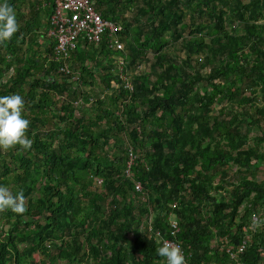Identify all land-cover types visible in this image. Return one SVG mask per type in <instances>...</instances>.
<instances>
[{"label": "trees", "instance_id": "trees-1", "mask_svg": "<svg viewBox=\"0 0 264 264\" xmlns=\"http://www.w3.org/2000/svg\"><path fill=\"white\" fill-rule=\"evenodd\" d=\"M7 2L19 29L0 42V95L24 98L33 143L0 150V184L27 204L0 209V264H166L155 232L170 236V214L192 261L227 264L246 237L241 259L264 264V224L250 227L264 216L251 176L264 165V0H92L127 51L85 42L72 74L44 33L53 0ZM177 43L182 59L166 51ZM149 53L126 87L115 60L126 72ZM124 139L139 152L131 176Z\"/></svg>", "mask_w": 264, "mask_h": 264}, {"label": "built area", "instance_id": "built-area-1", "mask_svg": "<svg viewBox=\"0 0 264 264\" xmlns=\"http://www.w3.org/2000/svg\"><path fill=\"white\" fill-rule=\"evenodd\" d=\"M122 25L114 20L103 17L102 13L95 7L92 0H53V11L49 16V26L46 35L55 38L54 58L63 59L61 70L66 74H72L71 61L79 49V45L85 42L88 44L100 45L104 42L110 49L124 50L125 43L122 42ZM122 39V40H121ZM117 69L121 77H123L124 60L121 58L116 60ZM92 65V64H90ZM72 79H77V75L73 74ZM127 87L132 88V84L126 82V77L123 78ZM128 159L125 174L132 175V167L137 157L135 150L128 148ZM102 180H98L100 184ZM135 189L138 192L142 191L140 182L135 183ZM169 215V237H162L159 231L155 232L157 241L163 242L167 240L173 244H178L182 247L186 255V264H198L192 261V252L187 253L182 242L177 235L180 232L179 221ZM264 220V217L262 218ZM257 220H255L256 222ZM253 223V222H252ZM147 226L152 230V219L149 218ZM252 227V224L250 226ZM244 230L246 228L244 227ZM228 241V240H227ZM247 247V238L244 237L235 249L228 247L226 250L229 253V264H248L241 259V254L245 252ZM227 263V264H228ZM217 264V263H211Z\"/></svg>", "mask_w": 264, "mask_h": 264}, {"label": "clouds", "instance_id": "clouds-1", "mask_svg": "<svg viewBox=\"0 0 264 264\" xmlns=\"http://www.w3.org/2000/svg\"><path fill=\"white\" fill-rule=\"evenodd\" d=\"M18 29L19 24L13 7L9 5L7 0H0V42L12 39ZM24 106L25 100L19 93L0 95V150L12 149L17 145L24 149L31 148L33 141L26 134L30 121L24 115ZM124 146L126 148L127 166L128 148L135 149L127 139H124ZM136 155L134 165L139 154ZM98 180L99 178L96 180L97 183ZM0 209H8L13 213L23 214L27 209L25 195L22 191L14 192L8 186L0 184ZM147 221L146 219L144 224ZM157 243L156 251L159 256L165 259L166 264H186V255L180 245L167 240L157 241Z\"/></svg>", "mask_w": 264, "mask_h": 264}, {"label": "rangeland", "instance_id": "rangeland-1", "mask_svg": "<svg viewBox=\"0 0 264 264\" xmlns=\"http://www.w3.org/2000/svg\"><path fill=\"white\" fill-rule=\"evenodd\" d=\"M247 1V0H246ZM134 16V11L133 10H126L125 12H124V17L127 19V20H129V19H131L132 17ZM44 17V16H43ZM239 25V24H238ZM46 32H47V30H45V34H46ZM240 32H243V30L240 28ZM42 33V32H41ZM44 34V35H45ZM122 33H120V35H121ZM123 36V35H122ZM130 37V36H129ZM167 38H169V35H167ZM122 39H123V37H122ZM121 39V40H122ZM128 40H130V38H128ZM122 42L123 43H125L126 44V41L123 39L122 40ZM84 44H80L79 45V50L78 51H80V52H83V51H86V50H90L91 49V47H92V45L90 46V45H88V46H85ZM126 47H127V45L125 46V49H126ZM94 48H96L95 46H94ZM97 49H99L98 47H97ZM124 49V50H125ZM126 51H127V49H126ZM166 51H168L169 52V54H171V55H173V56H176L177 58H179V59H182V58H184V56H186V54L184 53V51L182 50V48H181V46H180V44H172V45H170V46H168L167 48H166ZM151 55H153L152 53H149V54H147V56H146V58L144 59V60H142V62L140 63V65H138V66H136V67H132V68H129V70H127L124 74H123V77L122 78H125L126 77V82H128V83H130V84H132L131 83V81L130 80H132L133 79V76L135 75V74H138V73H141V72H149L150 70H151V66H150V64H151V58H150V56ZM195 58H197L196 56H194L193 57V59H195ZM80 59L81 58H78L75 54H74V56H73V58H72V61H73V64H72V67H73V69L75 68H77L76 70L79 72V70H78V68L80 67V64H81V61H80ZM123 60H124V63H125V59L124 58H122ZM81 60H84V57L81 59ZM120 60H121V58H120ZM116 61V60H115ZM194 63H195V61H194ZM117 62H116V67H118L117 66ZM125 68V67H124ZM205 70V69H204ZM208 70V69H207ZM100 71V70H99ZM124 80V79H123ZM104 87H103V85L100 83V81H99V79L97 78V83L95 82V85H94V88L91 90V93H90V96H92L91 98L92 99H96V98H98L99 96H101L103 93H104ZM260 102V101H259ZM261 103V102H260ZM48 115H51V113H48ZM254 133V132H253ZM252 133V134H253ZM133 146V145H132ZM135 149V148H134ZM135 152H136V154H139V152H138V150L137 149H135ZM241 174H245V172H240ZM251 176H254L253 178H255L256 180H259V181H261V180H264V165L263 166H260V168L259 169H257V170H254V173L251 175ZM230 177H231V179H233L234 177H235V175H234V173H231L230 174ZM263 213H264V211H263ZM264 217V216H263ZM262 217V218H263ZM262 218H260V220H257L256 222H255V220L253 219V223H252V227L253 228H257V226H259V222L261 221L263 224H264V220L262 219ZM148 220V219H147ZM146 229L147 228V230L148 231H151L150 230V228L147 226V224H143L142 225V230L143 229ZM153 231V230H152ZM73 264H87V262L86 261H81V262H78V261H75Z\"/></svg>", "mask_w": 264, "mask_h": 264}, {"label": "crops", "instance_id": "crops-1", "mask_svg": "<svg viewBox=\"0 0 264 264\" xmlns=\"http://www.w3.org/2000/svg\"><path fill=\"white\" fill-rule=\"evenodd\" d=\"M85 47V46H84ZM77 53V52H76Z\"/></svg>", "mask_w": 264, "mask_h": 264}]
</instances>
